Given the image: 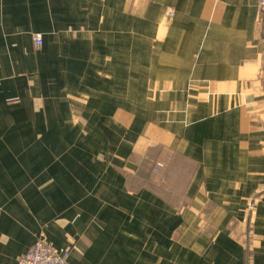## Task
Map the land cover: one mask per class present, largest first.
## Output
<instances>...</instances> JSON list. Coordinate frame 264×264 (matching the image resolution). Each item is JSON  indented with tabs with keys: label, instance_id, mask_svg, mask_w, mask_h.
<instances>
[{
	"label": "crops",
	"instance_id": "1",
	"mask_svg": "<svg viewBox=\"0 0 264 264\" xmlns=\"http://www.w3.org/2000/svg\"><path fill=\"white\" fill-rule=\"evenodd\" d=\"M259 1L0 0V264H264Z\"/></svg>",
	"mask_w": 264,
	"mask_h": 264
},
{
	"label": "built area",
	"instance_id": "2",
	"mask_svg": "<svg viewBox=\"0 0 264 264\" xmlns=\"http://www.w3.org/2000/svg\"><path fill=\"white\" fill-rule=\"evenodd\" d=\"M259 9L261 14V33L264 40V0L259 1ZM34 43L37 47H41L43 45L42 36L36 35ZM160 169L161 165L154 167L156 172ZM70 256L71 252L69 250H59L40 238L35 242L33 247L19 259V264H72L70 262Z\"/></svg>",
	"mask_w": 264,
	"mask_h": 264
},
{
	"label": "rangeland",
	"instance_id": "3",
	"mask_svg": "<svg viewBox=\"0 0 264 264\" xmlns=\"http://www.w3.org/2000/svg\"><path fill=\"white\" fill-rule=\"evenodd\" d=\"M172 13V12H171ZM171 13H169V17L171 18L172 16H173V13H172V16H171ZM158 165H161V169L157 172V174H159V173H161L162 171H164L165 169H164V165L162 164V163H158V162H154L153 164H152V168L153 167H155V166H158ZM154 169V168H153ZM152 169V170H153Z\"/></svg>",
	"mask_w": 264,
	"mask_h": 264
}]
</instances>
